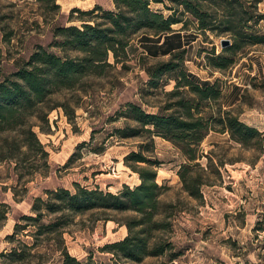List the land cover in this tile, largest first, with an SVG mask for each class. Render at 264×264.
<instances>
[{"label":"trees","instance_id":"16d2710c","mask_svg":"<svg viewBox=\"0 0 264 264\" xmlns=\"http://www.w3.org/2000/svg\"><path fill=\"white\" fill-rule=\"evenodd\" d=\"M37 1L61 9L58 0ZM160 1L164 2L114 0L110 9L100 5L89 11L74 8L72 12L81 13L78 19L83 24L57 26L56 40L49 47L40 44L12 77L0 82V160L17 163L19 153H35L47 164L49 153L35 131L34 120L41 123L42 130L50 131L42 123L50 125V112L60 106L72 119L75 109L70 111L69 103L56 97L82 89L88 92L96 79L116 76L120 82L119 71L130 68L128 62L135 58L149 81L141 91V101H127L117 111L116 118L123 117L125 123L113 135L150 141L143 140L140 150L125 157L142 179L136 187L126 184L119 192H112L76 182L75 190L47 189L46 197H37L33 214L21 216L14 232L7 236L11 246L0 253V264H105L94 260L93 255L79 259L67 244V228L75 217L88 213H99L97 219L117 220L128 227L124 239L104 247L116 260L142 262L150 256H165L172 242L158 233L171 226L167 208L173 204L161 200L164 186L158 182L157 168L161 161L146 153L155 146V136L170 140L183 152L187 162L179 174L185 190L196 198L203 197V186L209 183L195 169L201 167V159L210 156L202 144L212 132L227 133L231 140L244 145L263 141V132L243 121L232 107L238 99L226 104L219 79L200 78L188 68L189 47L198 38L186 40L183 32L192 21L197 33L232 37V45L219 54L213 47L206 57L208 67L227 71L236 63L229 57L232 52L264 42V33L258 29L264 19L259 11L261 0H255L254 7L248 0H171L172 4H166L169 15L153 8V2ZM51 47L58 51H51ZM160 52L170 57L152 61L151 55ZM172 82L174 88L166 90ZM159 93L168 96L165 104L147 99ZM218 173L222 178L220 169ZM114 213L126 216L120 219Z\"/></svg>","mask_w":264,"mask_h":264},{"label":"rangeland","instance_id":"374dc122","mask_svg":"<svg viewBox=\"0 0 264 264\" xmlns=\"http://www.w3.org/2000/svg\"><path fill=\"white\" fill-rule=\"evenodd\" d=\"M113 1L58 0L61 9H54L37 0H0V82L12 77L40 44L49 47L56 40L57 26H81V13L72 12L74 8L89 11L100 5L110 9L114 8ZM254 1L248 0L249 6L254 7ZM166 4H172L171 0L153 2L152 6L169 15ZM259 11L264 13V0L259 3ZM195 27L191 21L189 29L183 31L186 40L198 38L189 47L188 68L200 78L219 79L226 104L238 99L232 107L243 121L263 132V141L244 145L231 140L227 133L212 132L202 144L210 156L201 159V167L195 169L209 183L203 186V197L196 198L185 190L179 174L181 165L187 162L183 152L170 140L155 136V146L146 153L161 161L157 167L158 182L164 186L161 200L173 204L167 208L171 226L158 234L170 240L172 246L165 256H150L142 262L116 260L104 247L124 239L128 227L117 220L97 219L99 213H88L75 217L65 235L71 253L79 259L93 255L94 260L105 264H264V42L232 52L229 57L236 63L221 72L208 67L206 57L213 47L221 53L222 39L232 37L212 32L203 35ZM258 29L264 33V19ZM169 57L160 52L151 55V60ZM137 62L135 58L128 62L130 68L119 71L120 82L116 76L96 79L88 92L82 89L56 97L59 102H68L70 111L75 109L72 119L60 106L50 112V125L42 123L50 131L42 130L41 123L34 120L35 131L49 153L47 164L35 153H19L18 164L0 160V253L11 246L7 236L14 232L17 221L33 214L35 199L46 197L47 189L75 190L78 182L119 192L126 184L136 187L142 182L125 157L140 150L139 144L147 139L113 135L125 123L123 117L116 118L117 111L127 101H141V91L149 81ZM174 86L172 82L166 90ZM147 99L165 104L169 98L159 93ZM84 142L87 144L80 146ZM115 215L120 219L126 216Z\"/></svg>","mask_w":264,"mask_h":264},{"label":"water","instance_id":"95a60500","mask_svg":"<svg viewBox=\"0 0 264 264\" xmlns=\"http://www.w3.org/2000/svg\"><path fill=\"white\" fill-rule=\"evenodd\" d=\"M222 47L226 48L230 45H232V40L230 38H223L221 41Z\"/></svg>","mask_w":264,"mask_h":264}]
</instances>
